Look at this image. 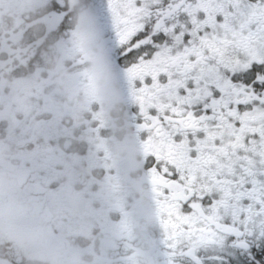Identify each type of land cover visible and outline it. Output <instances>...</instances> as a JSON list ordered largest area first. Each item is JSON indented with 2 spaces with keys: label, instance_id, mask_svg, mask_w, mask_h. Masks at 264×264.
<instances>
[{
  "label": "snow or ice",
  "instance_id": "1",
  "mask_svg": "<svg viewBox=\"0 0 264 264\" xmlns=\"http://www.w3.org/2000/svg\"><path fill=\"white\" fill-rule=\"evenodd\" d=\"M0 264H264V0H0Z\"/></svg>",
  "mask_w": 264,
  "mask_h": 264
},
{
  "label": "flooded vegetation",
  "instance_id": "2",
  "mask_svg": "<svg viewBox=\"0 0 264 264\" xmlns=\"http://www.w3.org/2000/svg\"><path fill=\"white\" fill-rule=\"evenodd\" d=\"M117 130H118V128H117ZM143 251H144L143 248L138 249V252H139L141 255H143Z\"/></svg>",
  "mask_w": 264,
  "mask_h": 264
}]
</instances>
